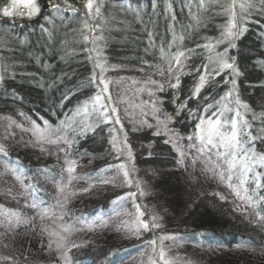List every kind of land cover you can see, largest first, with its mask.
I'll use <instances>...</instances> for the list:
<instances>
[{
	"label": "trees",
	"instance_id": "16d2710c",
	"mask_svg": "<svg viewBox=\"0 0 264 264\" xmlns=\"http://www.w3.org/2000/svg\"><path fill=\"white\" fill-rule=\"evenodd\" d=\"M86 3L87 0H67V4L65 0H37L40 12L34 17H5L0 11V77H3L0 116L28 125L35 121L41 128L46 127L44 121H47V126L53 129L62 128L61 135L72 141L70 147L61 141L64 149L77 156L101 155L115 142L117 161L128 172V187L111 197L92 199L86 209L88 213L98 211L100 217L123 205L131 193L132 203L126 202L125 206L134 213V226L139 217L149 228L141 227L137 231L142 234L140 242L127 243L122 249L110 252L106 264H115L139 248L153 245L150 243L153 240L157 251L155 264H163L156 246L165 235L151 227L153 220L134 168H170L180 161V156L164 137L148 129H132L120 121L116 123L117 115L109 109L108 95L102 92V70L120 68L143 82L168 114L170 128L180 135L194 133L202 117L223 119L218 114L227 105L231 111L225 115L236 118L238 129L242 128L244 134L256 137L250 144L246 141V147L258 157L264 154V11L258 10L257 0V7L249 10L251 14H244L247 18L242 23L246 31L233 40L235 47H232L222 35L231 19L224 11L231 0L211 3L206 11L197 7V0H192L191 5L189 0H103L99 16H89ZM54 4L60 5V9L54 8ZM4 6L5 0H0V9ZM235 11L239 13L240 9L237 7ZM161 47L165 49L163 59ZM178 51L185 52L182 64L173 61L172 72H168L167 60ZM218 55L233 63L235 71L219 70ZM160 70L165 72L162 75L165 78L175 82L178 79V87L164 86L161 91L157 85L146 83L149 78L157 81ZM94 74L96 80L92 82ZM201 76L207 78V83L197 93ZM229 92L231 95L221 101ZM97 94L104 98L102 103L110 122L93 111L100 107L92 103ZM236 99L240 100L239 105ZM86 102L87 113L82 110ZM78 109H81L79 113ZM237 110L240 117L235 115ZM244 120L250 128L243 125ZM78 125L90 127L81 132ZM26 156L18 153L10 156V161L24 169ZM48 161L37 167L47 169ZM114 164V161L105 162L87 168L84 177L98 181L114 169ZM257 175L260 188L254 182ZM249 177L248 194L258 200L264 196V167L255 165ZM38 195H33L35 201L42 200ZM104 206H108L106 211ZM256 210L264 216V201L256 205ZM187 216L194 220L192 229L166 232L197 245L252 246L264 239L263 233L213 196L200 197ZM89 256L90 253L82 254L81 261Z\"/></svg>",
	"mask_w": 264,
	"mask_h": 264
},
{
	"label": "rangeland",
	"instance_id": "374dc122",
	"mask_svg": "<svg viewBox=\"0 0 264 264\" xmlns=\"http://www.w3.org/2000/svg\"><path fill=\"white\" fill-rule=\"evenodd\" d=\"M35 15L25 13L22 16ZM101 78L108 83L106 94L111 97L109 109L116 108L114 114L124 126L148 129L154 135L164 137L180 156V161L170 168H134L149 215L151 219L157 217L155 222L160 226L156 229L166 237L156 246L160 258L161 251L165 253L163 264L165 260L173 264H264V239L252 246L197 245L166 232L192 229L194 220L187 215L203 195L213 196L227 205L263 235L264 223L257 218L256 206L249 207V202L240 199L226 179L221 181L213 171L208 170L215 167L214 161L222 164L216 153L223 149L209 146L205 149L206 154L198 152L197 148L202 147L199 141L187 139L189 136L195 137L198 129L185 135L174 132L169 126L168 114L160 108L158 99L133 75L112 67L103 69ZM156 79L158 84L168 89L173 88L170 84L176 83L174 79L165 78L159 73ZM206 83L205 77L203 85L199 81L196 89H202ZM208 119L211 117H202L198 124ZM29 128L28 124L0 116V144H4L8 152L6 156L0 153V212H18L22 217L34 218L32 225L22 224L12 229L6 225L0 226V264H106L110 252L122 249L127 243L140 242L142 234L133 224L134 213L125 206L126 202L132 203L131 193L125 203L113 211H106L108 206H104L106 212L100 217L98 211L88 213L86 209L92 199L111 197L128 187L130 181L124 176L126 166L124 169L117 167L123 164L117 161V144L111 142L101 155L77 156L70 151H61L64 149L61 141L56 144L34 142L31 131H25ZM5 137L9 138L6 140ZM192 144H196V147H190ZM18 153L27 155L24 169L10 161V156ZM45 159L50 164L47 169L41 170L37 166L43 164ZM70 161L75 162L74 179L65 192L60 193L58 186L68 183L66 169ZM112 161L115 162L114 169L100 180L90 181L84 177L87 168ZM223 170V167L215 169L217 172ZM16 176H20L23 183ZM105 180L111 182L103 183ZM232 183L235 185L238 181L234 179ZM34 194L41 195L42 200L35 201ZM241 195H244L243 191ZM65 196L68 199H64ZM33 203L37 205L36 208L31 207ZM44 212L50 219L41 221L40 215ZM64 226L71 231L63 233ZM45 227L49 232L57 231L65 235L68 247L61 251L54 246V252L50 251L46 245L57 237L42 234L41 229ZM73 242L80 247L71 248ZM156 252L153 245H147L115 264H155ZM85 253H90V256L82 262L81 255Z\"/></svg>",
	"mask_w": 264,
	"mask_h": 264
},
{
	"label": "snow or ice",
	"instance_id": "6c2138e0",
	"mask_svg": "<svg viewBox=\"0 0 264 264\" xmlns=\"http://www.w3.org/2000/svg\"><path fill=\"white\" fill-rule=\"evenodd\" d=\"M192 0H189V4L191 5ZM65 3L67 4V0H65ZM211 3H218V0H197V7L202 10H207V7ZM6 6H4L0 11H2L3 16L5 17H12V16H22L25 13H27L28 16H33L40 12V8L37 4V0H10V3L8 0H5ZM258 4L260 5L259 11H264V0H258ZM103 0H87L86 8L88 9V15L92 16L95 14L96 16H99L101 14V7H103ZM54 8L57 10L60 9V5L54 4ZM69 8H71V5H68ZM153 8L156 7L155 3L152 5ZM240 9V12L237 13L235 11L236 8ZM257 7V0H231V3L229 6L224 9V11L228 14H230L231 19L229 20V23L224 31L222 33L223 38L226 39L229 44H231L232 47H235V44L232 43L233 40L238 39L243 32L246 31V28L243 26L242 21L246 20V15H250V9H255ZM168 8L171 9V4L168 5ZM73 12L76 11L75 8L71 9ZM172 19H175V16L172 17ZM199 22V21H197ZM87 26V24H86ZM42 31H47V29H42ZM149 36H151V33H149ZM183 37H180L182 39ZM85 40L88 39L87 36L84 37ZM169 48L172 47V45H168ZM206 48L211 47V45H205ZM191 52V50H188ZM161 53H162V59L164 57L165 49L161 47ZM182 57H185V52L178 51L176 52L170 59L167 60L168 72H172V63L173 61L180 65L182 64ZM216 63L219 66V70L222 69H232L235 71V67L233 63H229L228 59H226L223 55H218ZM99 66V65H98ZM205 69H208V66H205ZM160 74L164 75L165 72L163 70H160ZM238 74V73H237ZM3 77H0L2 79ZM204 76L200 77L201 85L204 83ZM96 76L95 74L92 77V82H95ZM100 83L103 84L102 92L107 93L108 92V83L105 82L103 79L100 80ZM146 83L157 85L159 90H163L164 85L158 84L157 81L152 80L149 78ZM233 85H235V80L232 81ZM179 81L177 79V82L174 84H170L171 87L175 88L178 87ZM200 91L199 87H197L196 92L198 93ZM231 95V92L227 93L225 97H221V101L227 99L228 96ZM104 98L97 94L93 100L92 103L94 105H99V108H94L93 111L97 112L100 118H103L106 122H110V117L107 114L106 108L102 103V100ZM107 99H111V97H107ZM87 103L83 107V111L85 113L88 112L87 109ZM217 104L220 103V101L216 102ZM235 103L239 105L241 102L239 99H236ZM209 108H212L213 105H208ZM246 107V105H245ZM81 109L77 110V113H79ZM116 108H112V113H116ZM231 111V109L227 108V105H225V108L223 111L219 112V117L215 120H201V123L197 125V133L195 137L189 136L187 137L188 140H197L202 145V147L197 148V151L201 154H206L205 149H208L209 146L213 149H223V151H217L216 155L221 163L213 162L215 167L208 169L209 171H213L215 175H217L221 181H224L225 179L229 183V187H232L235 189V194L240 197L242 200H246L249 202V207L254 208L260 201H264V196H259L258 200H254L253 196L248 195L249 193V186L248 181L250 179L249 173L253 172L255 165H260L261 167H264V154L259 155L258 157L253 155L251 153V148L246 147V141L250 144L252 141L256 139L255 136H250V134H244L243 129H238V120L236 118L229 119L225 113ZM236 117H240V112L237 110L235 113ZM255 118V117H254ZM116 123H119V117L116 118ZM44 124L46 127L41 128L40 125L36 124L35 121L31 122L30 128L25 129V131H31L32 135L35 137L36 143H48V144H56L60 141H63L66 143L69 147L72 144V141L69 140L65 135H61V133L64 131L62 128L53 129L48 125L47 121H44ZM243 125L245 127H249L248 122L246 120L243 121ZM19 127V125H17ZM81 128V132H84L86 127H90L89 125H78ZM223 129V130H222ZM11 135V134H10ZM9 137H5L7 140ZM190 147H196V144L190 145ZM61 151H65V149H61ZM0 153L4 154L5 156L8 154L7 148L4 144H0ZM183 155V153H182ZM211 159V158H209ZM69 167L66 169V172L68 174V183L67 184H61L58 186V191L60 193H64L66 188L68 187V184L72 183L73 172L75 171V162L70 161ZM119 169H124L125 166L123 164H120L117 166ZM223 167V171H215V169H220ZM227 174V175H226ZM124 176H128L127 170L124 171ZM16 179L23 183V180L20 176H16ZM64 177L61 175V180L63 181ZM238 181L237 184H233V180ZM111 181L105 180L103 183H109ZM255 184L256 188L262 187V185L259 182V175L255 177ZM84 191H87L88 189H83ZM241 190H243L244 195H241ZM253 192H255V189H252ZM134 195V194H133ZM259 195V194H257ZM64 199H68L67 196L64 197ZM117 199H123V197H119ZM221 199H224V197H221ZM116 201H113L115 203ZM32 208H36L37 205L33 203L31 205ZM140 215H143L142 213ZM257 218L260 222H264V216H261L257 213ZM47 219H50L48 217V214L46 212L41 213L40 220L45 221ZM61 220H63V217H60ZM153 223L151 227L158 228L160 225L156 223L157 217H153ZM34 223V218H25L20 215L18 212H0V226L6 225L9 229L16 228L22 224L25 225H32ZM136 230L139 231V229L142 227L144 229L149 228V224L145 223L144 221L140 220L139 217H137V220L135 221ZM71 229L67 226L63 227V233H69ZM41 233H48L50 237H57L55 240H49L46 247L54 252V246L55 249L63 250L64 248L68 247L67 243V237L60 232L57 231H51L49 232V229L47 227L41 229ZM161 241L166 239L165 237H160ZM151 244H155L156 241L153 240L150 242ZM80 245L76 243H71V248H78ZM63 254V252H62ZM161 257L163 258L165 253L163 250L160 253ZM7 259V258H6ZM164 264H173L172 261L165 260Z\"/></svg>",
	"mask_w": 264,
	"mask_h": 264
}]
</instances>
